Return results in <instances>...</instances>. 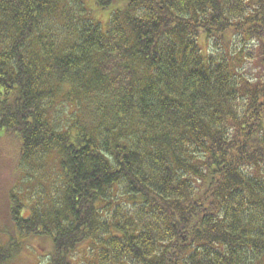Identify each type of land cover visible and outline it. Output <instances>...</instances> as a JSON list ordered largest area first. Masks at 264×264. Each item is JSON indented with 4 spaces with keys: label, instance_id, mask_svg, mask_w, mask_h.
<instances>
[{
    "label": "trees",
    "instance_id": "obj_1",
    "mask_svg": "<svg viewBox=\"0 0 264 264\" xmlns=\"http://www.w3.org/2000/svg\"><path fill=\"white\" fill-rule=\"evenodd\" d=\"M4 139L0 264H264V0H0ZM46 158L59 204L20 188Z\"/></svg>",
    "mask_w": 264,
    "mask_h": 264
},
{
    "label": "rangeland",
    "instance_id": "obj_2",
    "mask_svg": "<svg viewBox=\"0 0 264 264\" xmlns=\"http://www.w3.org/2000/svg\"><path fill=\"white\" fill-rule=\"evenodd\" d=\"M248 66V65H247ZM251 74L260 71L258 68H248ZM62 98V97H61ZM4 139L0 143V179L2 183L11 185L19 173L16 169V162L18 158V151L13 149V142ZM5 142V143H4ZM16 156V157H15ZM54 160L46 158L41 162L39 167L34 166L28 168L31 174L29 178L21 183L20 188L23 193L31 187L34 189L33 197L39 202L49 204L52 199L61 203V196L63 192V184L61 177H59V170L56 167ZM7 167H5V166ZM10 168H9V167ZM8 236L0 234V245L7 243ZM24 249L20 252L9 264H48L49 253L54 250L53 238L47 235L30 236L23 240ZM100 244L88 242L73 253V258L76 264H99L100 261ZM122 264H135L121 261Z\"/></svg>",
    "mask_w": 264,
    "mask_h": 264
}]
</instances>
